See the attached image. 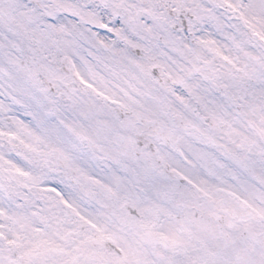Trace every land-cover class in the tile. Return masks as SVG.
Wrapping results in <instances>:
<instances>
[{"label":"snow or ice","instance_id":"snow-or-ice-1","mask_svg":"<svg viewBox=\"0 0 264 264\" xmlns=\"http://www.w3.org/2000/svg\"><path fill=\"white\" fill-rule=\"evenodd\" d=\"M0 264H264V0H0Z\"/></svg>","mask_w":264,"mask_h":264}]
</instances>
